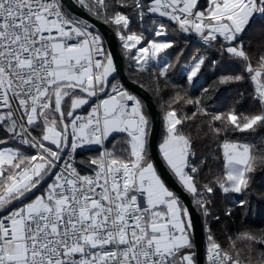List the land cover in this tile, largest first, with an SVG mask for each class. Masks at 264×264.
<instances>
[{
    "label": "snow or ice",
    "instance_id": "snow-or-ice-1",
    "mask_svg": "<svg viewBox=\"0 0 264 264\" xmlns=\"http://www.w3.org/2000/svg\"><path fill=\"white\" fill-rule=\"evenodd\" d=\"M78 3L114 28L139 72L154 65L159 76L166 77L173 67L167 51L174 41L148 39L146 18H166L178 31L195 34L209 45L222 38L227 42L221 44L222 51L243 61L244 72L226 75L219 83L250 79L259 108L249 114L232 110L214 115L213 120L221 122L215 132L264 131V55L254 66L243 40L257 19L264 20V0ZM69 7L65 0H0V125L7 124V132L22 145L39 149L37 155L0 149V264H197L192 214L149 156L150 121L144 105L123 85L111 83L117 66L104 37L74 18ZM128 8L140 20L139 32L130 28ZM167 35L163 23L156 26L155 37ZM204 64L205 57H193L185 68L189 83L199 77ZM85 106L89 110L80 114ZM165 122L160 154L183 190L208 215L210 200L196 182L199 168L190 159L195 155L192 142L178 128L183 121L169 111ZM40 125L37 138L29 129ZM116 134H122L121 139ZM96 145L102 151L88 162L91 173L84 174L71 154ZM255 147L224 139L223 175L216 181L223 193L249 188L257 170ZM66 148L69 157L59 166ZM260 162L264 164V156ZM49 177L51 183L30 196ZM214 191L203 185V192ZM238 238L264 246V237L250 232ZM206 260L241 264L240 252L224 250L210 229Z\"/></svg>",
    "mask_w": 264,
    "mask_h": 264
},
{
    "label": "trees",
    "instance_id": "trees-1",
    "mask_svg": "<svg viewBox=\"0 0 264 264\" xmlns=\"http://www.w3.org/2000/svg\"><path fill=\"white\" fill-rule=\"evenodd\" d=\"M76 2L78 3V0ZM204 2L205 0H201V3ZM107 3L110 6H115L116 0H107ZM141 3H148V0H141ZM84 8L87 10L86 7ZM117 10L125 11L122 8ZM126 11L133 21L130 25L131 30L139 32L142 25L135 10L128 8ZM161 23L167 28V37L154 36L156 26ZM143 26L148 29L145 33L148 39L174 41V47L167 51L168 59L172 62L173 67L169 69L166 77L159 76V68L154 65L147 72H139L135 62L130 58L131 54L122 47V42L117 37L124 57L125 69L128 77L133 82L143 86L157 104L161 114V132L158 146L166 135L165 115L169 111H175L177 117L182 119L183 123L178 128L192 142L195 155L190 158L191 163L199 168L198 173L195 174L196 182L202 194L210 200L209 214L205 215L196 205L195 198L190 194L197 210L201 213L204 224L205 264H207L206 245L209 229L211 235L224 250L233 254L235 251L240 252L241 264H248L249 258H251L252 264H264V255H262L264 246L260 243L253 244L251 241L238 238L244 232H250L257 237H264V164L260 162V158L264 156V151H261V148L264 147V144H262L264 142V131L257 134L236 132L217 134L215 129L221 127V122L213 120L214 115L226 114L232 110L249 114L259 108L257 102L253 99L254 84L250 79L246 78L241 82L227 84L219 83L220 79L226 75L243 73L244 62L222 51L221 44H224L223 40L218 39L213 45L200 42L190 35L178 31L175 25L166 18H146V23ZM112 29L114 30V28ZM243 40L245 49L255 66L259 57L264 55V20L257 19L246 30ZM196 56L205 57V64L201 68L199 77L189 83L185 67ZM244 75L248 76L247 73H244ZM116 83H121L119 78L114 80L113 84ZM137 98L144 105V111L149 118L151 128V118L145 102L142 98L138 96ZM87 110H89L88 106L78 110V112L86 114ZM18 116L19 113H17ZM42 127L40 125L29 130L33 136L39 138ZM121 135L116 134V139H121ZM12 136L13 134L7 132V124L0 125V139L6 141L5 144H0V148L10 146ZM225 138L248 141L256 145L253 153L257 157V170L251 174L252 179L249 188L241 193L225 194L216 184L218 177L223 175L221 145ZM115 142V140H112V143ZM105 147L110 148L111 145L107 142ZM21 151L25 155H34L30 148H23ZM100 151H102L101 146L96 145L90 149H82L78 153L76 162L82 173H91L88 162L99 155ZM149 156L151 157L150 151ZM50 182L51 179L47 183ZM47 183L30 196L34 198V195H39L47 186ZM203 185L213 186L215 191L212 194L205 193L203 192ZM233 242H235V248L232 247Z\"/></svg>",
    "mask_w": 264,
    "mask_h": 264
},
{
    "label": "water",
    "instance_id": "water-1",
    "mask_svg": "<svg viewBox=\"0 0 264 264\" xmlns=\"http://www.w3.org/2000/svg\"><path fill=\"white\" fill-rule=\"evenodd\" d=\"M66 6H69V11H71L74 18L87 22L90 26H94V29L98 31L105 39L106 49L109 50L113 56L114 62L117 66V72L114 74V78L110 77V81L113 84L116 78H119L121 84L127 88L129 91L142 98L148 109L151 118V128L149 137V151L153 162L158 168V171L165 179L167 185L175 191L181 198L182 202L189 208L194 221V233L196 241V260L197 264H205V254H204V244H205V234H204V224L202 220L201 213L197 210L193 199L189 193L183 190L182 186L176 180L174 175L168 169L166 163L164 162L162 155L160 154L158 140L161 132V114L155 103L152 95L141 85L133 82L127 75L124 57L120 48V44L115 31L111 26L105 24L101 19L90 14L84 7L76 2V0H65ZM101 98H105L101 94ZM96 98H93L95 100ZM67 151V148L61 153L62 160ZM60 162V164H61ZM51 178H47L46 183ZM44 183L42 186H44ZM41 186V187H42ZM40 187V188H41ZM39 188V189H40ZM38 190V189H37ZM37 190H34L37 191ZM20 202H16L18 205Z\"/></svg>",
    "mask_w": 264,
    "mask_h": 264
},
{
    "label": "built area",
    "instance_id": "built-area-1",
    "mask_svg": "<svg viewBox=\"0 0 264 264\" xmlns=\"http://www.w3.org/2000/svg\"><path fill=\"white\" fill-rule=\"evenodd\" d=\"M186 34V33H185ZM187 35H190L191 37H193V38H195L196 40H198V41H200V42H203V43H205L204 41H202L198 36H196L195 34H187ZM219 39H221V40H223L222 38H219ZM224 42V44H226L227 42H225V41H223ZM116 84H121V83H116ZM122 85V84H121ZM125 88V87H124ZM126 90H128L127 88H125ZM129 91V90H128ZM130 92V91H129ZM131 93V92H130ZM132 94V93H131ZM95 101V100H94ZM93 101V102H94ZM131 101L129 102V104L131 105ZM111 139V138H110ZM107 143V142H106ZM106 143H105V146H106ZM8 147H12V148H19L20 150H22L23 148H30L31 149V151H33L34 152V155H37L38 153H39V149H36V148H31V147H29V146H27V145H22L21 143H19V141L18 140H16V139H11V145L10 146H8ZM3 148H6V147H2V148H0V149H3ZM82 149H78L77 150V153H75V154H71L72 155V157H73V159H74V161H75V166L78 168V166H77V162H76V159H77V155H78V153L81 151ZM22 152V151H21ZM69 154H70V149H67V151H66V153H65V155H64V158H63V161L64 160H67L68 159V157H69ZM63 161L61 162V164L59 165V166H62L63 165ZM69 162H71V161H69ZM78 170H79V168H78ZM19 205V204H18Z\"/></svg>",
    "mask_w": 264,
    "mask_h": 264
},
{
    "label": "crops",
    "instance_id": "crops-1",
    "mask_svg": "<svg viewBox=\"0 0 264 264\" xmlns=\"http://www.w3.org/2000/svg\"><path fill=\"white\" fill-rule=\"evenodd\" d=\"M190 64H191V63H190ZM190 64H189V65H190ZM187 66H188V65H187ZM185 68H186V67H185ZM85 107H86V106H85ZM46 143H47V142H46ZM51 147L55 148V146H51ZM91 147H92V146H91Z\"/></svg>",
    "mask_w": 264,
    "mask_h": 264
},
{
    "label": "rangeland",
    "instance_id": "rangeland-1",
    "mask_svg": "<svg viewBox=\"0 0 264 264\" xmlns=\"http://www.w3.org/2000/svg\"><path fill=\"white\" fill-rule=\"evenodd\" d=\"M51 183V182H50Z\"/></svg>",
    "mask_w": 264,
    "mask_h": 264
}]
</instances>
